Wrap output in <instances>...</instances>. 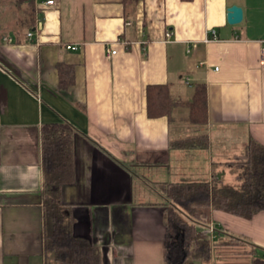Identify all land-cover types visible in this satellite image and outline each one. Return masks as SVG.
<instances>
[{
	"label": "crops",
	"instance_id": "crops-1",
	"mask_svg": "<svg viewBox=\"0 0 264 264\" xmlns=\"http://www.w3.org/2000/svg\"><path fill=\"white\" fill-rule=\"evenodd\" d=\"M54 1L0 0V264H56L44 245L41 140L55 121L76 129L74 181L61 188L73 235L100 250L101 264H165L162 186L226 184L227 163L251 140L264 145V0ZM233 5L243 9L237 25L227 19ZM198 83L207 85L205 127L174 126L189 115L180 105L170 120L148 117L149 85L170 84L187 102ZM201 135L207 148L171 146ZM205 214L210 261L250 263V246H229V234L264 253V212Z\"/></svg>",
	"mask_w": 264,
	"mask_h": 264
},
{
	"label": "trees",
	"instance_id": "trees-1",
	"mask_svg": "<svg viewBox=\"0 0 264 264\" xmlns=\"http://www.w3.org/2000/svg\"><path fill=\"white\" fill-rule=\"evenodd\" d=\"M140 0H123L134 5ZM60 66V87L67 89L73 80ZM149 118L168 117L177 106L189 110L191 124L205 127L208 122V93L205 83L195 85L190 101L174 99L170 84L149 85L146 90ZM76 129L66 121L45 124L41 129L44 184L43 236L45 252L56 264H101L100 250L86 239L76 238L67 224L61 204V188L74 181L73 144ZM207 135L173 141V148H207ZM238 185L229 186L214 176L201 182L164 184L161 193L167 202L165 209V264L208 262L212 256V240L197 225L206 226L205 209L223 211L244 219L264 212V145L251 140L244 150L228 162ZM229 246H250L249 264H264L258 248L243 236L229 234Z\"/></svg>",
	"mask_w": 264,
	"mask_h": 264
},
{
	"label": "built area",
	"instance_id": "built-area-1",
	"mask_svg": "<svg viewBox=\"0 0 264 264\" xmlns=\"http://www.w3.org/2000/svg\"><path fill=\"white\" fill-rule=\"evenodd\" d=\"M42 3L45 5V6H53L55 4V1L54 0H41ZM167 37H170L171 36V33L170 32H167ZM27 37L29 40L33 41V38H34V33L33 32H29L27 34ZM210 37L212 40H217L218 37H217V33L215 30H212L210 32ZM209 39V40H211ZM208 40V39H207ZM261 44H262V47H261V63L264 64V40L261 41ZM117 53V50H108V57H112L113 55H115ZM201 232L207 236L209 235H213L214 232H215V228L213 226H199Z\"/></svg>",
	"mask_w": 264,
	"mask_h": 264
},
{
	"label": "rangeland",
	"instance_id": "rangeland-1",
	"mask_svg": "<svg viewBox=\"0 0 264 264\" xmlns=\"http://www.w3.org/2000/svg\"><path fill=\"white\" fill-rule=\"evenodd\" d=\"M189 111V110H188ZM179 119V118H178ZM175 123L176 124H174V126L175 125H179V127H181V128H185V129H189V128H191V127H195V128H197V129H202L203 127H200V126H196V125H193V124H191L190 123V121H189V118L187 117L186 119H180V120H178V121H175ZM225 176H226V178H227V182H226V185H229V186H237L238 185V181L236 180V177H235V175H234V173L233 172H231V170L229 169V171H228V173H226L225 174ZM166 180H168V179H166ZM212 243H214V240L212 241ZM215 247V246H214ZM213 247V248H214ZM245 246L243 245V246H241V249H239V251H243L245 248H244ZM216 248V247H215ZM247 251V250H246ZM217 255H218V253H217ZM258 255L259 256H264V253L263 252H261V251H259V253H258ZM230 256H232V254H230ZM190 264H194V263H196V262H194V261H190L189 262ZM206 264H220L219 263V261H217V263H214L213 261H209V262H207Z\"/></svg>",
	"mask_w": 264,
	"mask_h": 264
},
{
	"label": "water",
	"instance_id": "water-1",
	"mask_svg": "<svg viewBox=\"0 0 264 264\" xmlns=\"http://www.w3.org/2000/svg\"><path fill=\"white\" fill-rule=\"evenodd\" d=\"M228 23L231 25H237L243 20V9L237 5H233L228 8L227 14Z\"/></svg>",
	"mask_w": 264,
	"mask_h": 264
}]
</instances>
